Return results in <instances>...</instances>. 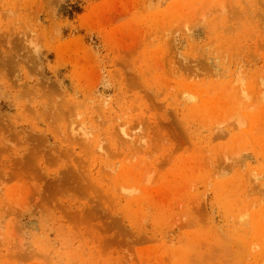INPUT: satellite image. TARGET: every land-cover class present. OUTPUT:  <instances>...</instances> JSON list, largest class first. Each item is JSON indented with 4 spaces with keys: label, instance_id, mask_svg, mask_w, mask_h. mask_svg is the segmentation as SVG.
<instances>
[{
    "label": "rangeland",
    "instance_id": "obj_1",
    "mask_svg": "<svg viewBox=\"0 0 264 264\" xmlns=\"http://www.w3.org/2000/svg\"><path fill=\"white\" fill-rule=\"evenodd\" d=\"M0 264H264V0H0Z\"/></svg>",
    "mask_w": 264,
    "mask_h": 264
},
{
    "label": "trees",
    "instance_id": "obj_2",
    "mask_svg": "<svg viewBox=\"0 0 264 264\" xmlns=\"http://www.w3.org/2000/svg\"><path fill=\"white\" fill-rule=\"evenodd\" d=\"M74 8H75L74 11H76V12H79L80 11L79 8H77V7H74Z\"/></svg>",
    "mask_w": 264,
    "mask_h": 264
}]
</instances>
